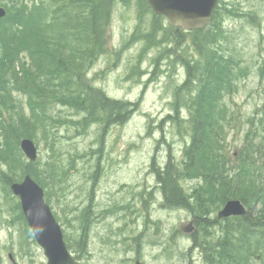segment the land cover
<instances>
[{
    "label": "rangeland",
    "instance_id": "rangeland-1",
    "mask_svg": "<svg viewBox=\"0 0 264 264\" xmlns=\"http://www.w3.org/2000/svg\"><path fill=\"white\" fill-rule=\"evenodd\" d=\"M223 3L235 15L226 17L222 25V46L235 55L241 68L247 69V73L235 77L234 91L226 95L228 114L236 124L230 122L225 129L224 147L236 158L245 133L251 128L247 120L253 119L256 125L264 111V0L218 2L220 6ZM140 5L143 1L113 4L107 28V50L88 68L84 81L111 99L129 103L127 119L104 130L102 121H91L83 131L64 122L79 121L82 114L73 113L68 107L52 111L50 108L46 116L48 132L42 136L39 131L31 139L37 149L36 162L40 160L38 170L53 160L61 177V183L52 191L46 186L50 193L46 202L62 229L67 247L81 264H207L198 242L208 246L220 237L221 226L219 221H214L221 207L215 209L210 200H205L206 212L211 217L208 234H200L196 226L194 232L198 240L192 241L191 234L180 233L179 227L193 221V213L185 208H166L152 172L153 159L164 167L172 156L178 165L188 142L184 107L178 110L185 120L181 122L174 117L178 119L174 125L168 118L174 116V89L184 82L186 70L177 62L169 65L162 60L154 64L153 59L160 52L158 48H144V32L152 24L162 23L165 28L170 25L164 17L154 20L153 13L148 10L150 7ZM254 16L257 24L251 25ZM170 31L174 45L185 48V52L181 51L185 56L175 53L173 60L191 54L197 57L193 49L195 32H176L175 28ZM14 97L21 102L23 113L27 115L25 97L16 94ZM53 119L55 124H52ZM47 135L50 146L46 142ZM259 141L260 138L255 139L257 144ZM18 149L22 164L30 163L19 145ZM72 159L74 164L70 165ZM256 161L264 164V157ZM20 168L14 166L12 171L6 170V175L0 174V264H46L43 251L26 222L19 220L16 209L19 201L10 191V184L21 182L25 176L14 181L16 173L13 171L23 172ZM5 169L6 165L0 163V171ZM261 169L264 173V166ZM7 176L11 178L7 180ZM178 184L184 193H189L195 182L180 179ZM39 186L46 194L48 190ZM87 207L92 215L86 222L84 234L76 219ZM263 207L254 205L253 216H259ZM80 240L85 242L83 250L75 245ZM263 251L264 246L255 253L263 260L251 259L250 264H264Z\"/></svg>",
    "mask_w": 264,
    "mask_h": 264
},
{
    "label": "trees",
    "instance_id": "trees-1",
    "mask_svg": "<svg viewBox=\"0 0 264 264\" xmlns=\"http://www.w3.org/2000/svg\"><path fill=\"white\" fill-rule=\"evenodd\" d=\"M140 1H143L141 7L148 8L146 0ZM116 2L127 3L128 0H0V7L6 12L0 19V163L5 164L6 169L0 174L6 175V170L20 166L23 172L13 171L16 173L14 181L29 175L42 187L47 189L49 186L51 191L61 183L53 160L39 171L40 160L22 164L18 149L20 139H33L39 131L42 136L46 135L49 130L46 116L50 108L52 111L68 107L73 113L82 114L79 121L64 122L83 131L91 121H102L104 130L127 119L129 103L111 99L84 82L88 68L107 50V28L111 8ZM148 10L153 13L150 8ZM223 11L226 12L220 14ZM153 15L154 20L163 18ZM230 15L235 14L226 9L224 3L218 4L208 27L193 31L197 34L193 45L197 57L191 54L192 57L172 59L177 53L185 56L181 52H185V48L174 45L170 33L174 28L171 26L152 24L144 32L143 39L144 48L159 49L154 64L162 60L168 61L169 65L177 62L186 70L184 82L174 89V116L168 117L174 125L179 118L181 122L187 118L188 142L181 162L175 164L170 156L164 167L155 159L151 165L165 207L191 210L194 228L197 226L200 234L206 236L211 223L209 212H206V199L215 209L222 208L228 200H239L247 208L244 216L219 221L220 237L216 241L208 246L198 242L207 264H250L251 259L263 260L255 253L264 246V217H261L264 207L259 216H253L252 212L254 205L264 206V173L261 169L264 164L256 161L258 157H264V111L256 125L253 119L247 120L251 128L246 131L236 158L224 147L225 129L230 122L236 124L228 114L226 95L234 91L235 77L247 73V69L239 66V60H235V55L222 46V25ZM251 22V25L257 24V18L254 16ZM14 94L25 97L27 115ZM179 107L180 110L184 107L185 119L179 116ZM52 124H55L54 119ZM256 138H260L259 144L255 142ZM46 142L50 146L49 135ZM73 164L74 159L70 165ZM7 177L8 180L10 176ZM180 179L195 182L189 193L179 187ZM7 188L5 185L6 192ZM47 190L45 197L49 201ZM16 209L19 220L25 223L19 203ZM91 215L87 207L76 219L84 234ZM194 231L192 241L197 239ZM84 244L83 240L75 242L81 250L85 248Z\"/></svg>",
    "mask_w": 264,
    "mask_h": 264
},
{
    "label": "water",
    "instance_id": "water-1",
    "mask_svg": "<svg viewBox=\"0 0 264 264\" xmlns=\"http://www.w3.org/2000/svg\"><path fill=\"white\" fill-rule=\"evenodd\" d=\"M219 0H147L153 13L165 17L170 26L184 31L203 29L212 18ZM5 15L0 8V18ZM19 147L29 162L37 159V149L30 139H22ZM10 191L18 198L22 214L36 244L43 250L46 264H79L69 252L61 227L51 207L44 199L43 189L26 175L21 182L10 185ZM245 206L239 200H228L217 213V219L244 216ZM179 231L191 234L192 222L182 225Z\"/></svg>",
    "mask_w": 264,
    "mask_h": 264
},
{
    "label": "bare ground",
    "instance_id": "bare-ground-1",
    "mask_svg": "<svg viewBox=\"0 0 264 264\" xmlns=\"http://www.w3.org/2000/svg\"><path fill=\"white\" fill-rule=\"evenodd\" d=\"M241 202V201H240ZM242 203V202H241ZM243 204V203H242ZM244 205V204H243Z\"/></svg>",
    "mask_w": 264,
    "mask_h": 264
}]
</instances>
